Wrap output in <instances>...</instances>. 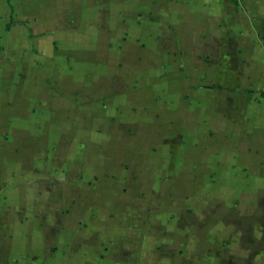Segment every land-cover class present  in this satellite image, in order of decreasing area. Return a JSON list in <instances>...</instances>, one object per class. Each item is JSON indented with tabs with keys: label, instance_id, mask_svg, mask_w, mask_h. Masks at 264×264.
<instances>
[{
	"label": "crops",
	"instance_id": "0c3cea01",
	"mask_svg": "<svg viewBox=\"0 0 264 264\" xmlns=\"http://www.w3.org/2000/svg\"><path fill=\"white\" fill-rule=\"evenodd\" d=\"M240 2L0 0L3 264H264V0Z\"/></svg>",
	"mask_w": 264,
	"mask_h": 264
},
{
	"label": "rangeland",
	"instance_id": "374dc122",
	"mask_svg": "<svg viewBox=\"0 0 264 264\" xmlns=\"http://www.w3.org/2000/svg\"><path fill=\"white\" fill-rule=\"evenodd\" d=\"M234 84L236 85V82H235ZM30 257H31V256H29V258H30ZM32 258H33V257H32ZM34 259H35V258H34ZM34 259H33V260L31 259L30 261H28V262L26 263V259L23 257L22 260H21V261L19 260V261H20V264H37L36 261H35V263L32 262V261H34ZM16 261H18V260H16ZM42 262H44V261H42ZM46 262H47V261H45V263H46ZM0 264H3V262L0 261ZM6 264H7V263H6ZM38 264H40V262H38Z\"/></svg>",
	"mask_w": 264,
	"mask_h": 264
},
{
	"label": "trees",
	"instance_id": "16d2710c",
	"mask_svg": "<svg viewBox=\"0 0 264 264\" xmlns=\"http://www.w3.org/2000/svg\"><path fill=\"white\" fill-rule=\"evenodd\" d=\"M231 1L233 2V4H235L237 6L240 5V3H241L240 0H231Z\"/></svg>",
	"mask_w": 264,
	"mask_h": 264
}]
</instances>
